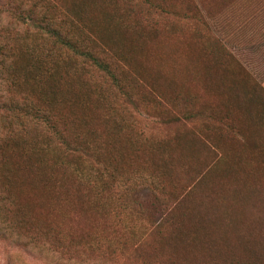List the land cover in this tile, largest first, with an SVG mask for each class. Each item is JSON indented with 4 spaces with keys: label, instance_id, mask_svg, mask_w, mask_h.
Returning <instances> with one entry per match:
<instances>
[{
    "label": "rangeland",
    "instance_id": "1",
    "mask_svg": "<svg viewBox=\"0 0 264 264\" xmlns=\"http://www.w3.org/2000/svg\"><path fill=\"white\" fill-rule=\"evenodd\" d=\"M9 1L0 4L17 11L26 7L18 5L22 0ZM51 1L59 10L86 5L82 19L92 44L109 49L110 65L136 100L122 97L98 71L75 73L72 62L61 71L72 68V78L56 90L58 113L78 119L81 137L93 140L101 157L120 160L126 176L159 156L164 162L154 167L162 179L161 200L138 193L134 205L126 187L102 194L71 176L56 184L64 153L55 142L51 150L41 149L48 134L31 127L17 146L5 149L4 168L21 181L15 186L20 207L38 219L47 217L63 233L92 236L96 248L109 239L119 256L110 264L247 260L250 255L237 245L238 231L264 239V0H153L161 10L145 0ZM5 24L1 18L0 26ZM5 95L0 89V101ZM160 141L165 148H157ZM33 145L39 146L34 152ZM28 174L35 175L33 183ZM227 175L241 178L235 193L228 192ZM120 198L127 199L124 206ZM163 210L169 213L157 232L154 221ZM208 217L215 226L204 239L196 237L202 229L194 227ZM138 249L141 258H133ZM99 253L96 249V257ZM261 257L264 263V247ZM0 264L49 263L0 243Z\"/></svg>",
    "mask_w": 264,
    "mask_h": 264
},
{
    "label": "trees",
    "instance_id": "2",
    "mask_svg": "<svg viewBox=\"0 0 264 264\" xmlns=\"http://www.w3.org/2000/svg\"><path fill=\"white\" fill-rule=\"evenodd\" d=\"M145 2L149 8H162L153 0ZM18 5L26 7L23 11H17L0 4V19L6 20V24L0 26V89L7 96L0 101V115H4L0 135V243L28 250L30 254H38L49 264L113 263L119 256L109 239L108 245L96 248V241L92 236L75 231L63 233L47 217L38 219L27 213L24 207H20L15 186L21 181L11 179L5 170V149L9 143L17 146L18 139L24 137L27 128L34 127L46 131V146L40 148L51 150V145L55 142L64 153L57 161L56 168L62 172L60 177L55 179L56 184L63 185L65 177L71 176L75 183L85 185L90 190L97 187L101 189L102 194L126 187L132 192L128 199L132 200L134 205H139L138 193L153 195L155 200H161L162 179L156 175L154 165H160L164 161H161L159 156L155 159L148 158L138 166L139 169L132 177L126 176L127 173L118 168L120 160L116 163L113 159L108 160L105 153L101 157L95 142L87 137V141L82 138L81 130L77 131L78 119L72 120L58 113L56 106L60 94L56 90L59 91L67 78H72V68L75 73L80 70L100 72L110 80L122 97L128 96L132 103L136 101L110 65L106 57L109 55V49L92 44V33L88 31L82 19L86 5L83 8L70 7L60 10L51 0H22ZM20 60H24L25 64L20 65ZM70 65L72 68L61 72ZM24 85H28V89H24ZM72 87L71 84L70 89ZM149 88L154 92L153 87ZM138 136L146 140L143 133H138ZM165 146L166 142L160 141L157 148L163 149ZM31 147L34 152L39 146ZM25 151L30 153L29 148ZM144 164H152V168L148 169ZM34 177L35 175L28 174V182L33 183ZM240 181L241 178L236 176L224 177L225 184L232 186L228 190L229 193H235L236 185ZM195 185V182L189 184L187 188H190L187 190H191ZM118 200L120 206H124L127 199ZM176 202L175 200L174 204ZM164 204L168 208L171 206ZM168 213L169 211L163 210L158 221H154V229L157 232L164 223L163 217ZM215 224L211 217L199 221L194 228H200L202 232L194 235L204 239V235ZM182 228L178 225V232ZM237 242V245L243 248V253L250 256L247 260L230 264H264L261 257L263 236L243 235L239 230ZM207 244L209 245V242ZM115 245L121 249L125 247L124 242H117ZM96 249L100 250L97 257ZM139 249L137 253L133 251V258H141ZM159 262L158 264H165Z\"/></svg>",
    "mask_w": 264,
    "mask_h": 264
}]
</instances>
